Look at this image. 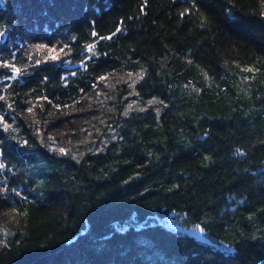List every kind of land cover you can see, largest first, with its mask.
Here are the masks:
<instances>
[{
  "label": "trees",
  "instance_id": "16d2710c",
  "mask_svg": "<svg viewBox=\"0 0 264 264\" xmlns=\"http://www.w3.org/2000/svg\"><path fill=\"white\" fill-rule=\"evenodd\" d=\"M263 7L0 0V264H264Z\"/></svg>",
  "mask_w": 264,
  "mask_h": 264
},
{
  "label": "rangeland",
  "instance_id": "374dc122",
  "mask_svg": "<svg viewBox=\"0 0 264 264\" xmlns=\"http://www.w3.org/2000/svg\"><path fill=\"white\" fill-rule=\"evenodd\" d=\"M263 12H264V7H263ZM36 45H41V44H34V46ZM44 47L42 49L37 50V53L41 55V57L47 58V59H52L51 56L52 55H57L58 59L67 52L68 48H65L63 50V48H59L57 45H53V46H48V45H43ZM49 49H52L54 51L49 52ZM223 77L227 78V75L224 74ZM204 80H206V82H210L209 80H211L208 76L204 75ZM212 81V80H211ZM238 83H236L237 85ZM264 85V81L260 80V79H254L253 81V85L252 87H260ZM250 89V88H249ZM249 89H246V92L243 93L245 96H242V99H246L245 97L248 96V91ZM196 90H193V88H191V90L188 91H184L183 92V96H182V100L184 98V100L187 99H196V94H195ZM182 94V93H181ZM180 219L179 217H175V215L170 214L167 217L163 218V219H159V222L165 226H169L172 227L178 231L184 232V233H188L190 235L195 236L196 238L200 239V240H204V241H208V237L205 235V233L197 226H192L189 228H182L180 226ZM217 246H219L220 248H222L225 251H229V248L224 245V244H218Z\"/></svg>",
  "mask_w": 264,
  "mask_h": 264
},
{
  "label": "snow or ice",
  "instance_id": "6c2138e0",
  "mask_svg": "<svg viewBox=\"0 0 264 264\" xmlns=\"http://www.w3.org/2000/svg\"><path fill=\"white\" fill-rule=\"evenodd\" d=\"M117 31H119V29H117ZM93 35H95V33H93ZM43 47H44L43 45H36V46H35V49H36V50H39V49H42ZM91 49H92V45H89V51H91ZM52 51H54V50L49 49V52H52ZM51 58H52L53 60H55V59H58V56H57V55H52ZM37 63H39V61H37ZM4 67H9V68H11V69H12L13 76H15V74H16L17 72H19V69L15 68L14 65L8 64V65H4ZM0 99H3V97H0ZM149 103H153V101H149ZM131 107H132V106L129 105V109H131ZM29 111H30V110H29ZM59 151H60L61 153H63L65 150H64L63 148H61V149H59ZM2 168H4V165H3L2 163H0V169H2Z\"/></svg>",
  "mask_w": 264,
  "mask_h": 264
},
{
  "label": "water",
  "instance_id": "95a60500",
  "mask_svg": "<svg viewBox=\"0 0 264 264\" xmlns=\"http://www.w3.org/2000/svg\"><path fill=\"white\" fill-rule=\"evenodd\" d=\"M7 40V34L5 32L0 33V44H4ZM264 170V168H263Z\"/></svg>",
  "mask_w": 264,
  "mask_h": 264
}]
</instances>
